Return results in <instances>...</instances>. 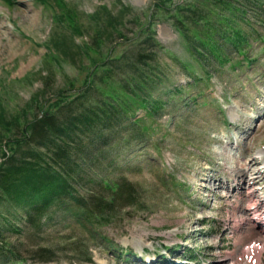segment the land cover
I'll return each mask as SVG.
<instances>
[{"label": "rangeland", "instance_id": "1", "mask_svg": "<svg viewBox=\"0 0 264 264\" xmlns=\"http://www.w3.org/2000/svg\"><path fill=\"white\" fill-rule=\"evenodd\" d=\"M59 1L77 14L74 33L63 23L62 10L51 11V0V8L40 0H14L12 7L0 0V104L9 118L25 112L31 120L52 111L58 92L82 88L96 62L132 58L137 48L125 41L152 14L151 30L163 47L153 98L163 104L151 116L140 111L138 124L129 122L115 133L78 175L83 196L106 195L100 182L125 180L134 185L136 199L120 200L110 221L94 231L62 210L45 216L42 229L29 226L23 213L14 221L3 212L20 230L4 234V242L21 255L9 264H264V180L252 181L258 172L264 179V0ZM228 2L242 11L229 12ZM159 3L169 10L154 9ZM102 7L125 17L120 32L126 39L109 29L112 35L105 33L95 52L84 45L101 33L104 25L94 16ZM228 17L235 19L229 31L242 30L246 45L235 50L215 35L228 62L204 51L196 61L177 20L189 36L203 37L206 22ZM52 38L67 54L59 63L52 59ZM115 83L101 84V91L121 92V78ZM99 95L90 102L98 103ZM144 130L150 134L137 141ZM253 161L242 170L241 164ZM241 174L246 178L239 183ZM42 248L54 260L39 261Z\"/></svg>", "mask_w": 264, "mask_h": 264}, {"label": "trees", "instance_id": "2", "mask_svg": "<svg viewBox=\"0 0 264 264\" xmlns=\"http://www.w3.org/2000/svg\"><path fill=\"white\" fill-rule=\"evenodd\" d=\"M3 1L8 7L14 5V0ZM40 1L52 7L50 0ZM51 1L54 2L51 11L56 13L62 10L66 16L63 23L67 21L69 28H66L73 32L74 27H77V14L63 1ZM178 8L180 7L177 6ZM154 9L169 10L164 3L155 4ZM227 10L232 13L242 11L232 2L227 3ZM199 12L203 14L202 11ZM123 18L125 17L119 14L114 16L106 7H102L94 16V21L98 25H101L99 21L104 25L101 33L92 37L90 45L85 44L84 48L95 49V52H98L103 45L105 33L112 35L109 30L112 28L119 39L125 40L120 32L125 26ZM153 18L154 14L150 16V22L146 27L142 26L134 38L125 41L137 48L132 58L122 55L108 58L105 62H96L93 64L94 70L89 72L82 88L58 92L57 100L49 106L52 111H43L39 115H34L31 120L25 112L23 118L19 116L9 118L0 104V218L2 217L0 264L21 260L18 251L4 242V234L7 231L18 233L20 230L15 228L3 212L13 215L14 221L18 220L15 218L17 214L23 213L29 226L42 229V219L45 216L55 210H62L69 213L76 222L94 231L104 222L110 221V216L120 200L136 199L134 185L125 180L113 185L102 181L100 186L108 192L106 195L83 196L78 188L80 177L78 175L84 166L92 164L93 159H97L99 150L102 146L110 144L115 133L129 122L135 121L133 123L138 124L137 116L140 111L151 116L162 108L163 103L153 98V91L159 85L158 51L163 48L157 40L156 33L151 30ZM205 19L199 15V20ZM56 20L62 23L57 14ZM191 22L194 25L199 24L196 19H192ZM233 22L234 17H228L223 21L217 20L215 23L206 22L209 32L203 37H197L196 33L189 36V33L177 26L183 24L179 20L175 26L192 50L196 61L202 56L201 51H204L219 62L226 63L227 54L217 44L215 35L228 40L235 50L244 47L248 42L242 30L232 28L229 31ZM51 43L57 53L52 59L59 63L67 54L65 57L59 51L60 44L56 39L52 38ZM70 43L72 44L71 41ZM76 47L78 50L81 49V46ZM48 53L54 54L52 49H48ZM185 67L189 69V66ZM120 70L127 71V75L125 77L118 75L117 72ZM116 77L121 78V92L113 88L110 92L101 91V84L112 83L114 86ZM96 93L100 94V100L98 103H91L90 100ZM149 134L150 131L138 134L137 141H143ZM52 254L53 252L47 248L36 252L39 261L42 262L54 260L50 257Z\"/></svg>", "mask_w": 264, "mask_h": 264}, {"label": "bare ground", "instance_id": "3", "mask_svg": "<svg viewBox=\"0 0 264 264\" xmlns=\"http://www.w3.org/2000/svg\"><path fill=\"white\" fill-rule=\"evenodd\" d=\"M251 164H257V162L255 161V163H254V161L253 162H251V163H249V164H241V166H242V170H244V168H246V167H248V166H250ZM238 176V181H239V183L241 182V181H243L244 182V179L246 178V174L244 175H237ZM255 176L256 177H254V179L252 180L253 181V183H256V182H260V181H262V180H264L263 178H261V176H260V172H258V173H255ZM261 179V180H260ZM238 187V186H237ZM240 194V193H239ZM252 196H253V193L251 194ZM256 208V207H255Z\"/></svg>", "mask_w": 264, "mask_h": 264}]
</instances>
